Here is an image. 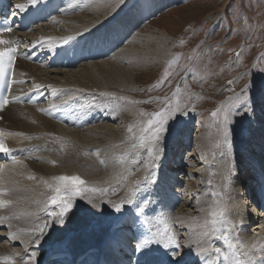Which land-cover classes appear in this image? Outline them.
Instances as JSON below:
<instances>
[{"label": "bare ground", "instance_id": "1", "mask_svg": "<svg viewBox=\"0 0 264 264\" xmlns=\"http://www.w3.org/2000/svg\"><path fill=\"white\" fill-rule=\"evenodd\" d=\"M177 1L155 0V4L158 5V8H164L169 3ZM49 2L52 5L54 0H49ZM57 2L55 1V3ZM60 2L62 4L60 7H63L60 15L31 32L21 35L22 42L26 46L32 47L33 44L40 43L42 46L51 48V52L54 53L60 46L66 45L64 41L69 37H76V40L68 43L71 49L77 48V42L84 47L91 48V44L87 40L95 41L98 39L97 37L104 36L105 29L112 30L113 27H116L108 38L109 42L102 43L106 47H112L114 51L109 59L81 64L69 70H45L43 67L30 64L24 60L17 61L15 77L28 81L26 86L28 89L35 88V85H39V88H46L51 99L42 107L31 106L26 102L12 105L15 96L14 87L10 92L8 106L0 114V127L6 131L5 134H16L5 135L6 146L11 155H15L21 160L20 164H12L9 154L1 153L0 156L6 157L0 159V166L3 167V171L0 172V190L8 193L5 196H0V199L12 201L8 208L0 209V217H13L11 220H5L4 223L0 224V257L12 256L19 262L20 258L26 256V249L27 252H31L36 247L33 243H22V241H28L29 237L27 236L22 235L20 239L13 241H8V237L10 233H19L21 229L31 228L35 223L44 222L42 218L37 220L36 217L26 214L37 212L50 196L54 195L48 189L45 181L54 185L55 177L60 175H79L87 184L100 189L109 187L114 189L123 183L127 185L128 189L130 185L129 194L132 192L129 198H132L134 203L125 205L124 209L128 208V212L135 211L136 204L140 203V197L147 195L151 205H159L165 217L173 218L172 222L176 234L180 237V242L192 244L191 249H183L186 264H204V258L214 254L209 252L197 256L195 254L197 248L200 246L210 247L214 243L223 247V242L216 237L224 228L229 225H239L241 222L243 228L232 227L228 231L230 238L237 242L238 250L251 252V244L255 243L258 247L264 245V213L258 209L253 201L248 199V189L252 193L254 191L242 176L244 172L245 178L255 180L257 169H259L260 174H264V169H262V165H264V114L260 111V114H256L255 126L253 128L252 125V132L249 137L251 140H248L244 152L238 159L237 164H240V167L237 169V175L231 176L234 182L232 193L231 189L227 190V182H224L221 184L222 194L219 199L213 198V200L208 196V192H211V195L213 192L217 193L213 188L219 186L220 179L221 182L222 180L226 181L227 174L225 173L228 170L224 172L221 164L216 169L220 175L217 182H212L210 177L207 178V175L205 177L203 173L198 172L201 179H205L206 187L201 191L199 189L189 191V177L197 172L194 170V172L191 171L186 175L185 167L177 161L182 155L180 152L187 149L185 143L187 140L185 139V146L179 144L177 138L181 134H176L174 131L166 139L170 141L163 151L168 150L162 166L165 167L170 161L169 166L167 164L166 170L163 167H159V171L156 169V173L160 172L159 179L157 177L160 181L156 183V187L152 185L148 190L142 184L145 179H137L140 178L138 166L141 159L136 160L138 152L142 149L139 146L140 142L136 141L135 138V141L130 140L126 136L127 133L123 132L124 127L128 124L127 121H130L131 118H141L144 111H142V106L135 109L134 104L138 98L134 97L133 94L130 97L126 93L138 90V76L147 71L145 68L149 70V64L162 63L167 58L166 53L169 50L166 47L170 35L166 30L156 28L157 35H160V39L157 41L154 40L155 35L152 33L143 35L145 30L140 31L131 40L132 32L140 30L145 17L130 13L125 14L126 16L123 15L124 17L120 16L121 12L117 11L121 5L116 4L115 0H60ZM17 3H27V0H21ZM153 10H151L152 13ZM111 20H115V22L109 23ZM105 22L107 23L104 24ZM98 34L100 35L96 37ZM122 35H125L126 38L129 37V39L126 40L124 46V43L119 44L116 49L114 45L120 43V40L117 39ZM153 40L157 46L154 49L150 46ZM98 45L100 44H93L92 49L97 50ZM80 94H82L83 99L79 101L76 96ZM67 97L70 98L68 103L63 104L62 100L67 99ZM54 104L56 107H53ZM118 106L120 111L115 110ZM99 108L104 112L103 118L100 117V119L95 114ZM106 108H110V113H107ZM41 109L44 111L42 112ZM57 110L66 111L70 119L71 116L77 114L80 119L93 117L94 123L86 128L71 127L60 122L56 123L55 120L44 114L47 111L51 114ZM111 113L113 114L111 115ZM113 116L123 118L125 121H121L126 125L120 127L116 125L117 123H109ZM133 136L135 135L133 134ZM134 145L136 147H133ZM169 146L175 149H171ZM191 151L194 152L195 147L192 146L189 150V155L192 156ZM173 153L177 154L174 159L172 158ZM171 160L174 163L171 164ZM144 172L147 174L146 177L150 178L149 167ZM177 175L180 176V179ZM29 177H34V179H29ZM183 177H186V185L182 182ZM208 179L211 181V187ZM137 181L140 185L139 190H136L137 185L133 184L134 182L137 184ZM259 186L260 184H257L256 188ZM157 187H159V193L156 191ZM165 190H169L171 193L166 196L162 193ZM181 190L186 194H179ZM148 191H153L151 193L153 199L149 198ZM121 192L120 195H123ZM189 192L190 194H188ZM173 199L182 200L181 207L172 206ZM92 200L95 199L92 198ZM161 200H163V204L160 203ZM103 202L108 204L105 199ZM86 208L92 207L87 206ZM175 209L177 211H173ZM112 210H110L111 216L108 220L100 221L99 219L98 222L90 219L91 214L85 212L68 217L63 224L57 223L54 226V222L50 221L42 239L43 241L48 239L50 245H46L47 248L38 252V264H103L95 260L97 253L102 248L107 247L108 242L106 240L112 234L111 224L116 220L119 221V218L122 217V212L116 213L114 209ZM94 211L98 210L92 208V212ZM213 212H217L215 226L212 224ZM221 213L224 216H221ZM133 215L134 213L130 215L131 218ZM16 216L19 219H16ZM223 218L225 219V227L221 229L222 224L220 225L219 221L223 223ZM8 224H11V228L8 227ZM131 238H125L123 243L129 245ZM213 239L215 241L211 244ZM40 246L44 245L40 243ZM127 247L130 248V246ZM55 251L61 253H57V261L51 262L55 258L53 254ZM69 252H74V254L70 255ZM16 253H19L18 257L15 255Z\"/></svg>", "mask_w": 264, "mask_h": 264}, {"label": "rangeland", "instance_id": "2", "mask_svg": "<svg viewBox=\"0 0 264 264\" xmlns=\"http://www.w3.org/2000/svg\"><path fill=\"white\" fill-rule=\"evenodd\" d=\"M115 3H119L121 5V10L119 9L117 12H121L119 15L122 17L126 16L125 14L127 13L142 15L145 17V21L141 25L140 30L137 32L134 30L132 32L131 40L134 36H137L140 31L145 30L143 31V35L152 33L155 35L154 40L157 41L160 39V35H157V32L155 31L156 28L164 29L170 35V39L166 47L169 50L166 53L167 58L164 59L162 63L155 62L153 64H149V70L145 68L147 71H144L145 73L138 76V90L126 93L130 95V97L135 95L134 97L138 98L134 104L135 109L142 106L141 108L142 111H144L143 113L151 115L164 107L161 101L165 98H170V101L173 104L179 100L182 105L189 104L193 107L195 111H189L187 115H184V117H178L179 125L173 124L172 126L173 131L176 134H181L177 138V142L179 144L184 145L188 141L191 142V146L195 147V151H191V153H193L192 156L189 155L187 151L180 152L182 155L177 160L178 162L182 161V165L187 171L186 175L191 173V171L194 172V170L197 172L193 173L189 177L190 181H188V189L189 191L191 189H199L201 191L204 187H206V184H204L205 179H201L199 173H203L205 177L207 175V178L210 177L212 182H217V178H220V175L219 172H216V169L221 164L224 172L228 170L227 173H225L227 174L226 181L222 180L221 182L220 179V184L217 187H214L213 184V190H216L217 193L213 196L211 195V192H208V196L212 199L214 198L215 200L219 199L222 194L221 184L224 182H227V190L231 189L232 193L234 189L233 175L231 172L233 164L230 157H222L221 155V151L223 153L226 150L223 147V138L218 133V126H222V124H218V121L222 122L223 116L221 114L217 120H214L211 113L220 108L222 104H228L230 102L234 103L235 94L240 93L241 89H243L246 85H251L254 96L257 98L256 114L259 113V111L264 114V110L260 108L259 104L261 98L264 97V0H178L177 2L169 3V5L164 6V8H158V5L155 4V0H147L148 6H144L146 0H125L123 2L124 5L120 2V0H115ZM151 10H153V13ZM114 22L115 20H111L109 23ZM106 23L107 22L104 24ZM115 28L116 27H113L112 30L105 29L104 34L114 31ZM99 35L100 34L96 35V37ZM154 40L150 43L152 49L157 47ZM125 44L126 43H124L123 46ZM237 52L240 53L239 57L236 56ZM109 57L106 59H109ZM165 72L169 73V78L162 84L161 87L157 88L156 85L163 78ZM189 73H194V75L189 76ZM230 79L234 81L231 86L235 89L234 92L227 90L229 87L228 80ZM177 88L180 89L178 96L175 95ZM81 95L82 94L76 96L79 101L83 99ZM109 109L110 108H106L107 113H110ZM115 110L120 111V107H116ZM96 114L97 116L99 115L98 119H100V117L103 118L104 116V112L100 108L96 111ZM112 114L113 113H111V115ZM144 114L138 119L131 118L130 121H127L128 124L124 127L125 129L123 128V132L125 134L127 133L126 136H128L130 140L135 141L136 139V141L140 142L141 137L144 135L143 129L146 127V121L148 120V115ZM255 117L256 116L251 118L237 117L236 119H238V123L237 125H233V127L237 129V135L235 136V134H233L235 147V176L237 175V169L240 167V164H237L239 156L244 152L248 140H251L249 137L251 136L252 125L253 128L255 126ZM121 120L125 121L119 116H113V118H110L109 123H117V126L123 127L126 123ZM245 125L250 128L239 136V128ZM129 128H132V132L128 131ZM177 128L179 129V133H177ZM133 134L135 136H133ZM136 136L138 137L136 138ZM168 141H165L166 145ZM169 148L175 149L172 146H169ZM141 151H139L136 156V160L141 159L139 162L140 165L138 166L140 172V178H137L138 180L145 179L147 174H145L144 171H147V168L152 165L151 158L145 155V149L142 148ZM167 151L168 150L163 152L159 160L156 161L160 168L163 167L162 163L167 156ZM173 155H175V157L177 156V154L174 153ZM172 158L174 159V156H172ZM169 162L170 161L167 162L168 166ZM228 162L229 164H227ZM172 163H174L173 160H171V164ZM167 164L163 167L164 170L168 167ZM131 165L133 166L134 163ZM160 168H158L157 171H159ZM149 171H153V168L149 167ZM159 174L160 172L157 173L158 179L160 176ZM242 176L245 181L248 182L249 178H245L244 172ZM177 177L180 179V176L177 175ZM159 181L160 180H158L157 183ZM182 182L186 185V177H183ZM133 184L136 186L138 181L137 184L135 182ZM142 184H144V182H142ZM88 186L95 187L90 184H88ZM126 186L127 185L123 183L114 189L109 187L107 188L109 189L108 194L101 195L100 193H93L89 194V198H94L96 200H94V203H101L104 199L117 203L130 197L129 195H131L132 192L131 191L129 194L130 185L128 186V189ZM150 186H152V184L147 186L148 190L151 188ZM156 186L157 185L154 187ZM209 186L211 187L212 184H209ZM120 192L123 195H120ZM152 192L153 191H148L149 198L151 199H153L151 196ZM162 193L168 196L171 191L165 190ZM183 193L186 194L183 190L179 192V194ZM188 194H190V192ZM98 200L100 201L98 202ZM74 203L76 204H74L76 207L74 206L73 212L76 213V215L82 214L85 212L84 209L87 206H91L87 205L86 201H82L80 199H77ZM179 207H181V205ZM78 208L81 210L79 211ZM111 208L112 207L109 206V204L102 203V208L98 211H94L97 216L91 215L90 219L95 222H98L99 219L100 221L103 219L108 220L111 216L109 213L113 211V208ZM127 209H123L122 213H127ZM249 209L252 208L249 207ZM175 211L177 210L175 209ZM39 216L44 220L47 219L43 212H41ZM70 216H72V213H69L65 220H67ZM224 222L225 219L223 223L219 221V224H222L221 229L222 227H225ZM56 224L57 223L54 222L53 225L55 226ZM250 227L252 228V226ZM48 241V239L46 241L41 240V244L45 246L50 245ZM214 241L215 240L213 239L211 244H213ZM214 244L217 246L218 243ZM51 247H53L52 244ZM69 253L70 255L74 254V252Z\"/></svg>", "mask_w": 264, "mask_h": 264}, {"label": "snow or ice", "instance_id": "3", "mask_svg": "<svg viewBox=\"0 0 264 264\" xmlns=\"http://www.w3.org/2000/svg\"><path fill=\"white\" fill-rule=\"evenodd\" d=\"M49 0H27V3H14L11 6L15 9V12H11V15H19L21 13L27 12L30 8H37L41 4H48ZM121 3L124 0H120ZM11 3V0H10ZM144 6L147 5V0ZM3 27L0 30V45L4 46L0 48V93L11 92L12 84L16 83L13 79V69L15 66V61L18 56V49L21 41H13L11 39L2 38L5 33H12L14 31L13 24L9 23L8 16H3ZM76 40V37H69L64 41L68 44L70 41ZM78 43V42H77ZM32 47H36L33 44ZM236 56L239 57L240 53L237 52ZM27 58V56H26ZM194 73H189V76H193ZM169 78V73L165 72L163 78L157 83L156 87L159 88L162 84ZM20 83H24L21 81ZM233 80H228V91L234 92L235 89L231 87L233 85ZM39 85H35V88H39ZM180 89L177 88L175 95H179ZM70 99V98H68ZM68 99L63 100V104L68 103ZM231 100V98H230ZM161 103L164 105L160 110L148 115L147 125L143 129L144 135L140 140V147L145 149V155L151 158L152 165L149 167L153 168L150 172V178L146 177L144 181V187L147 188L149 184L156 185L157 183V173L155 169L159 168V164L156 161L163 154L164 148L166 147L165 141L168 139L173 132V124L179 125L178 117L187 115L189 111H195L193 107L189 104H181L177 100L174 104L170 101V98H165ZM9 104V99L0 96V111H2ZM261 108L264 110V97L260 100ZM53 107H56L54 104ZM257 109V98L254 96L251 85H246L241 89L240 93L235 94V102H230L228 104H222L220 108L211 113L214 120L222 114V122L218 121V133L223 138V147L226 150L221 153L222 157H231L233 164L232 175H235L234 162H235V147L233 141V134L237 135V129L233 125H237V117H253L256 116ZM43 112L44 110L41 109ZM243 126L239 128V136H241L249 126ZM132 132V129H128ZM177 133L179 129L177 128ZM4 135H16L14 133H3L0 132V137ZM133 147H136L135 145ZM0 153H6L11 156L10 162L12 164H20L21 160L15 155H11L10 150L7 148L5 140L0 138ZM6 157H0V159H5ZM55 164V162H52ZM264 169V165H262ZM3 171V167L0 166V172ZM29 179H34V177H29ZM47 184L48 189L54 193L50 198L43 204L37 212L27 213L31 217H36L37 220L40 219L39 213L43 212L44 216L47 217L43 223H35L33 227L27 229H21L19 233H10L8 241H13L20 239L21 236L29 237L28 241H22V243H33L35 244V249L31 252H27L26 256L20 258L19 262L12 256L0 257V264H38L37 255L41 240L44 237L46 228L49 227V221L63 224L65 223V218L69 213L73 216L76 213L73 212L74 202L77 199L86 201L87 205H91L92 208L100 210L102 203H94L92 199L89 198V194L100 193L101 195H106L109 192L107 188H96L88 186L87 182L82 179L79 175H60L55 177V184ZM211 184V181H209ZM140 185L137 184L136 190H139ZM159 187L156 191L159 193ZM8 193L0 190V196H5ZM215 196V193H212ZM37 203H40L37 201ZM107 203L114 209L116 213L122 212L125 205H131L134 203L132 198H125L118 203H113L112 201H107ZM163 204V200L160 201ZM12 204L11 200L0 199V209H6ZM92 208H85L86 214L95 215L92 212ZM159 205H151L147 195L140 197V203L136 204V210L131 221V227L134 229V234L129 241V246L131 248L132 255L129 258V264H154L153 254L157 251L161 253L159 260L155 261V264H186L185 252L183 249L192 248V244L180 242V237L176 234L175 226L173 224L172 217H165L163 211H158ZM79 210V209H78ZM15 215V214H14ZM216 213H212V224L216 225L217 221L215 219ZM224 216L223 213L220 214ZM127 217V213L124 217L119 219L124 220ZM13 217H0V224L4 223L5 220H11ZM19 219L18 216L15 217ZM11 228V224H8ZM232 227L243 228V223L239 225H229L221 231V234L216 237L223 242V247L212 245L210 247L200 246L197 248L196 255L201 256L203 253H212L204 258V264H264V245L257 246L255 243L250 245L251 252L244 250L239 251L237 247V242L230 238L227 234L229 229ZM215 231V228L213 229ZM208 235V233H205ZM17 257L19 253L15 254Z\"/></svg>", "mask_w": 264, "mask_h": 264}]
</instances>
